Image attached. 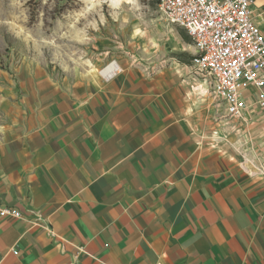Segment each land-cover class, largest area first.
I'll return each mask as SVG.
<instances>
[{
  "label": "crops",
  "instance_id": "1",
  "mask_svg": "<svg viewBox=\"0 0 264 264\" xmlns=\"http://www.w3.org/2000/svg\"><path fill=\"white\" fill-rule=\"evenodd\" d=\"M103 58L110 78L43 72L0 96V201L27 216L0 218V264H264V132L241 149L192 66Z\"/></svg>",
  "mask_w": 264,
  "mask_h": 264
},
{
  "label": "rangeland",
  "instance_id": "2",
  "mask_svg": "<svg viewBox=\"0 0 264 264\" xmlns=\"http://www.w3.org/2000/svg\"><path fill=\"white\" fill-rule=\"evenodd\" d=\"M196 53L187 32L166 21L158 0H0V96L43 72L70 80L87 69L102 76L111 65L118 71L122 64L104 56L145 67H194ZM257 101L247 102L242 117L227 115L238 121L244 151L246 134L256 147L264 132V106Z\"/></svg>",
  "mask_w": 264,
  "mask_h": 264
},
{
  "label": "built area",
  "instance_id": "3",
  "mask_svg": "<svg viewBox=\"0 0 264 264\" xmlns=\"http://www.w3.org/2000/svg\"><path fill=\"white\" fill-rule=\"evenodd\" d=\"M255 0H158L166 21L182 27L197 51L194 68L211 81L212 94L226 104L229 116L242 117L248 103L243 91L260 92L264 106V33L254 20ZM264 17V7L261 9ZM0 201V218H25ZM32 225L54 236L51 226L35 215ZM18 254L17 250L12 251Z\"/></svg>",
  "mask_w": 264,
  "mask_h": 264
},
{
  "label": "bare ground",
  "instance_id": "4",
  "mask_svg": "<svg viewBox=\"0 0 264 264\" xmlns=\"http://www.w3.org/2000/svg\"><path fill=\"white\" fill-rule=\"evenodd\" d=\"M103 70V69H102ZM114 70L117 71V69L115 68L114 65L109 66L104 72L106 74V76H104L105 78H110L114 73H112ZM119 70V68H118ZM108 74V75H107Z\"/></svg>",
  "mask_w": 264,
  "mask_h": 264
}]
</instances>
